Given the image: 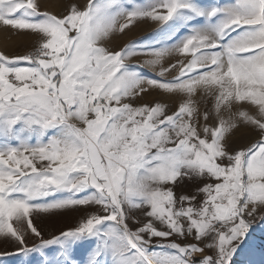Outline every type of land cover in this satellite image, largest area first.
<instances>
[{"label": "snow or ice", "instance_id": "snow-or-ice-1", "mask_svg": "<svg viewBox=\"0 0 264 264\" xmlns=\"http://www.w3.org/2000/svg\"><path fill=\"white\" fill-rule=\"evenodd\" d=\"M59 7L0 0L35 38L0 52V264H264V0Z\"/></svg>", "mask_w": 264, "mask_h": 264}, {"label": "rangeland", "instance_id": "rangeland-1", "mask_svg": "<svg viewBox=\"0 0 264 264\" xmlns=\"http://www.w3.org/2000/svg\"><path fill=\"white\" fill-rule=\"evenodd\" d=\"M42 5L46 10H52L54 12L60 11L59 7L64 0H41ZM80 3H84L85 0H79ZM137 3H143L144 0H135ZM230 2V0H229ZM158 30V25L151 21L138 22L134 26H131L130 30H125V33L120 36V38L113 43V47H123L130 42H137L141 46L150 45L154 43L156 37L154 33ZM34 37L32 36H22L15 35L12 30L5 29L0 26V52L6 54H23L26 53L30 48L34 47ZM148 56L141 53L135 57L130 58V64H142V62L147 59ZM145 72L150 73L151 76L155 77L156 73L152 72L151 69H144ZM172 75H175L173 73ZM171 78V77H167ZM240 138L237 137V140ZM243 143L255 142L254 139H245ZM88 210H82L80 212L69 213L66 215L53 217V218H41L36 221L45 230V237L47 238L50 234H58L60 230H65L68 228L76 227L81 222L82 219L86 218ZM256 238H264V233L258 231L254 234ZM13 251L14 248L10 245L0 244V251ZM239 258L237 264H240ZM6 264H19L16 258H8Z\"/></svg>", "mask_w": 264, "mask_h": 264}, {"label": "built area", "instance_id": "built-area-1", "mask_svg": "<svg viewBox=\"0 0 264 264\" xmlns=\"http://www.w3.org/2000/svg\"><path fill=\"white\" fill-rule=\"evenodd\" d=\"M33 48H34V47L30 48L28 51H31V50H33ZM28 51H27V52H28Z\"/></svg>", "mask_w": 264, "mask_h": 264}]
</instances>
